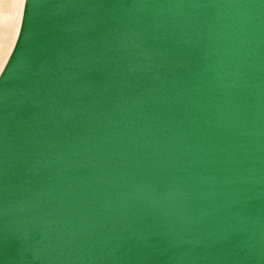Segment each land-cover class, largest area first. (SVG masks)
<instances>
[{"label":"water","instance_id":"water-1","mask_svg":"<svg viewBox=\"0 0 264 264\" xmlns=\"http://www.w3.org/2000/svg\"><path fill=\"white\" fill-rule=\"evenodd\" d=\"M0 264H264V0H24Z\"/></svg>","mask_w":264,"mask_h":264},{"label":"bare ground","instance_id":"bare-ground-1","mask_svg":"<svg viewBox=\"0 0 264 264\" xmlns=\"http://www.w3.org/2000/svg\"><path fill=\"white\" fill-rule=\"evenodd\" d=\"M23 1L24 0H12L13 6H11V10L7 13H0V27H4L7 25L13 26L16 19V25H15V30L13 33L11 45L10 46L5 45L3 39L0 43V69L4 64L9 53V48L11 49L14 39L16 37L20 23Z\"/></svg>","mask_w":264,"mask_h":264},{"label":"rangeland","instance_id":"rangeland-1","mask_svg":"<svg viewBox=\"0 0 264 264\" xmlns=\"http://www.w3.org/2000/svg\"><path fill=\"white\" fill-rule=\"evenodd\" d=\"M11 6H13L12 0H0V13H7L11 10ZM16 19L13 26H4L0 27V43L2 39L4 40V44L10 46L12 43L13 33L15 30ZM10 51V48H9Z\"/></svg>","mask_w":264,"mask_h":264}]
</instances>
